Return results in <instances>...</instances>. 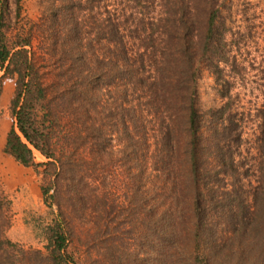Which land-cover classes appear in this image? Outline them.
Masks as SVG:
<instances>
[{"label":"trees","instance_id":"trees-1","mask_svg":"<svg viewBox=\"0 0 264 264\" xmlns=\"http://www.w3.org/2000/svg\"><path fill=\"white\" fill-rule=\"evenodd\" d=\"M46 1L32 29L62 63L64 79L50 83L31 31L8 43L0 1V92L15 76L3 150L35 170L57 213L45 228L47 256L24 248L7 235L12 199L0 182V264H29L30 253L70 264L67 210L86 208L104 226L139 225L146 249H128L134 264H264V127L247 190L236 160L243 119L224 75V0ZM201 67L223 85V103L203 113ZM258 111L264 122V102Z\"/></svg>","mask_w":264,"mask_h":264},{"label":"rangeland","instance_id":"rangeland-1","mask_svg":"<svg viewBox=\"0 0 264 264\" xmlns=\"http://www.w3.org/2000/svg\"><path fill=\"white\" fill-rule=\"evenodd\" d=\"M1 1V0H0ZM7 0L5 33L12 44L18 38L27 37L31 31L32 51L37 57L38 68L44 79L62 81L55 63L56 53L51 51L50 42L33 23L41 12L47 13L46 0ZM221 21L225 29V47L229 54V65L224 75L228 80L233 109L237 110L242 120L243 140L236 160L241 175V183L249 189L253 182L255 169L261 163L257 158V139L264 122L259 118V108L264 102V0H224ZM57 62H62L58 60ZM230 65L232 67H230ZM2 75V71H0ZM15 89V76L2 78L0 92V182L12 199L11 224L8 237L26 249L39 250L47 256L45 228L56 218L57 207L40 190V177L32 167L19 164L3 150L5 135L14 119L9 106ZM223 89L217 83L212 72L201 67L196 82L195 108L203 113L208 108L218 107L223 103L219 95ZM36 161L44 157L35 149ZM247 176H244V174ZM118 197L124 200L121 193ZM71 221V231L67 240V253L73 258L70 264H134V255L143 252L146 247L136 238L138 226L114 222L104 226L92 218V210L82 209L75 213L67 210ZM151 241L155 240L151 237ZM150 258L155 257L151 251ZM29 264H51L45 257L39 260L33 253L29 255Z\"/></svg>","mask_w":264,"mask_h":264}]
</instances>
